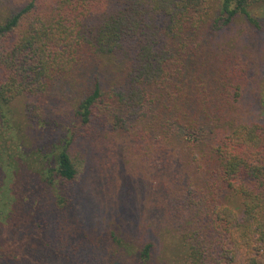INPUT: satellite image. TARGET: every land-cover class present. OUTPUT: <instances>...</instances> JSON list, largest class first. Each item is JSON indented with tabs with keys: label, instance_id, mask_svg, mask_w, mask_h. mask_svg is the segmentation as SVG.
Wrapping results in <instances>:
<instances>
[{
	"label": "trees",
	"instance_id": "obj_1",
	"mask_svg": "<svg viewBox=\"0 0 264 264\" xmlns=\"http://www.w3.org/2000/svg\"><path fill=\"white\" fill-rule=\"evenodd\" d=\"M262 1L224 0L209 29V0H0L14 4L0 12V175L9 192L26 195L20 208L38 217L40 234L60 232L58 251L36 250L38 264H57V254L63 264L96 257L163 264L155 242L135 250L123 232L102 225L95 236L82 221L75 152L81 137L105 132L146 140L159 161L183 166L172 175L181 187L160 202L181 243V264H264V123L240 116L251 65L220 58L207 34L241 15L259 27L250 8ZM99 57L121 64L120 80L105 88L95 75L67 121L27 103L23 118L45 133L22 143L13 104L47 95L57 79ZM7 212L2 226L13 217ZM70 230L90 242L82 255L61 248L72 241ZM24 261L0 247V264Z\"/></svg>",
	"mask_w": 264,
	"mask_h": 264
},
{
	"label": "rangeland",
	"instance_id": "obj_2",
	"mask_svg": "<svg viewBox=\"0 0 264 264\" xmlns=\"http://www.w3.org/2000/svg\"><path fill=\"white\" fill-rule=\"evenodd\" d=\"M209 3L212 9L208 17L210 29L213 20L222 13L224 0H209ZM12 5L0 2V12ZM250 14L259 27L241 15L223 30L212 33L208 30L207 34L210 48H215L220 58H238L251 65L250 82L241 98L240 116L248 122L264 123V1L253 5ZM121 67L114 58H95L78 66L71 75L57 79L47 95L17 100L11 107L10 117L14 115L19 123L17 129L22 135V143L29 146L45 133L43 126L29 124L23 118L22 111L27 103H40L46 108V115L59 122L71 120L75 106L90 92L95 75L100 77L106 88L120 80ZM152 150L150 142L146 140L140 144L130 136L117 133H92L79 139L74 159L81 170L77 191L81 200L82 221L95 236L101 233L98 228L102 225L120 234L123 232L126 242L133 245L135 250L153 241L163 264H181V243L175 229L169 225L166 211L161 210L160 202L164 196L172 198L173 187H181V184L172 182V175L181 174L183 166H172L166 159L159 161ZM9 191L6 178L0 175V218L6 211L13 216L6 220L9 221L6 226L0 225V247L3 252L21 257L25 260L23 264H38L36 250L45 244L48 247L43 249L44 252L58 251L53 241L60 232L55 227L54 230L45 229L40 234L36 227L38 217L32 210L22 212L20 208L26 195ZM34 202L32 199L29 203L33 206ZM234 209H239V205ZM66 233L72 241L67 246H61L65 248V254H72L73 248L79 247L78 252L82 255L87 244H90L88 239L80 241L77 237H71V230ZM82 244L86 245L80 247ZM61 257V254H57V264H63ZM72 261L77 264H99L101 259L96 257L86 263L83 260Z\"/></svg>",
	"mask_w": 264,
	"mask_h": 264
}]
</instances>
